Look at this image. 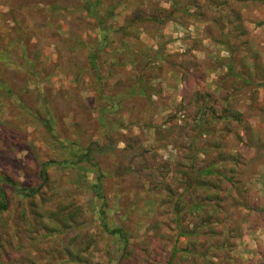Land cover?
<instances>
[{"label": "rangeland", "instance_id": "1", "mask_svg": "<svg viewBox=\"0 0 264 264\" xmlns=\"http://www.w3.org/2000/svg\"><path fill=\"white\" fill-rule=\"evenodd\" d=\"M219 1L101 0L100 21L87 15L84 0H56L52 11L50 0H0V178L35 188L41 165L53 161L34 201L46 212L42 219L0 184L8 203L0 213V264H264V86L234 79L230 92L218 90L231 80L228 64L246 55L238 48L231 58L218 45L210 19ZM245 5L244 24L260 44L263 0ZM259 60L264 67L263 50ZM254 73L253 82L264 81ZM225 93L242 117L228 126L220 119L215 128L210 107H223ZM218 136L221 154L251 161L247 197L256 209L238 206L245 203L239 190L227 191L222 178H190L185 187L177 173L179 164L190 166L193 149L196 169H204L218 153ZM100 172L107 226L122 229L123 239L100 225ZM217 181V194L190 188ZM177 201L208 211L184 215L179 227L207 221L212 232L178 236Z\"/></svg>", "mask_w": 264, "mask_h": 264}, {"label": "trees", "instance_id": "2", "mask_svg": "<svg viewBox=\"0 0 264 264\" xmlns=\"http://www.w3.org/2000/svg\"><path fill=\"white\" fill-rule=\"evenodd\" d=\"M247 1L248 0H222L219 2H212V5L215 11H214V16L211 17L210 19V22L216 29H218V32L220 33L219 34L220 37L217 41L218 45L226 49V52L231 54V58H235L236 54L234 53H235V50H238V48H241V50L244 49L245 50L244 53L246 54L245 56L241 55L238 59H236L237 61L236 60L231 61V63H229L228 66L226 67L227 76L231 79L230 80L231 83L229 82V84L228 83L221 84L220 88L227 92L228 91L230 92L231 90L230 87H235V85H237V83L233 81L234 79H238L241 82V84L244 86H249V87L251 85H254L255 87L264 86V81H258L257 83H255V81L253 82V78H255L256 76V73H254V70H257L258 73L261 72L264 75V67L260 65L261 63H260L259 58L262 57V50L259 47V43L257 39L251 35V32L247 30L244 24V18H242L244 12H247L248 10L250 11V7L245 5ZM100 2L101 0H95L94 2L90 0H84V10L87 12V15L95 18V20L100 19L101 21L99 12L96 10ZM263 3H264V0H263ZM232 4H235L236 8L232 7L231 6ZM156 18L157 17H154L153 19H156ZM229 36H233V37H229ZM244 36L246 37L242 39ZM235 39L239 41L237 45H233ZM98 46H100V44ZM248 56L251 57V60L249 59ZM91 59L92 60H91L90 65L94 68L95 56L92 55ZM235 64L239 66L241 73H237L234 70L236 66ZM253 74H254V77H253ZM140 93H145V89L141 88ZM192 94L195 96V95H198L199 93H192ZM231 95H232L231 93H225L224 95H220L219 98H220L221 103L217 104V106L220 104H224L223 107L221 108L219 107L216 109H213L210 107V110L212 111L210 113L211 115H213V118L215 119L213 120V125L215 126V128H216V124L219 123L220 119L226 120L225 125L227 126H228V123L230 122L232 123V121L238 122L241 120L242 113L234 109L231 103L229 102ZM208 97H210V95H208ZM218 101H219L218 98L213 100V102L215 103H217ZM198 108L202 111L205 109V107H198ZM199 120H202V116L201 118L197 119L198 122ZM257 120L260 121L259 118H257ZM199 125H200L199 126L200 128L207 127V125L204 122L202 123L201 121ZM216 130H220V129H216ZM245 130L253 131V130H257V128L252 129L251 127H249V125L246 124ZM225 131L230 132V130H227V129ZM222 139H221V136H218L217 140L219 142L215 141L213 143L214 145H213L212 151L215 150V151H218V153L216 157H211V160L207 163L204 169L203 168L196 169V166L194 165L193 160L196 161L197 150L193 149L192 150L193 156L191 159L192 161L190 163V166L186 167V166L179 164L177 173H179V175L182 177L183 184L185 185V187L187 184H189L188 180L190 178L195 179L203 175H211L212 177L215 176L214 178L216 180L218 178L219 179L222 178L223 181L227 182V184L230 185L226 187L227 191L232 192L233 188H236L237 190H239L237 194L241 196V198L245 201V203L238 204V206H241L243 207V209L246 210L249 208V205L252 206L253 204V207H255L254 209H256L259 203L256 200L253 203L252 198L247 197V193L250 192L249 183L251 181V178L254 175V169L252 168L251 163H250L251 161L244 162L243 160L240 159L241 161L240 163L236 156L237 154H234L231 152L230 153L227 152L225 155L221 154L220 151H221V148L223 147ZM258 141H260L259 137H258ZM258 146H262V145H258ZM206 157L210 158V155L205 154V158ZM81 158H85L88 160V155L82 154ZM52 164H53V161H49L41 165V172H40L41 184L40 186L35 187V188L34 187L29 188L25 186L16 187L15 185L13 186V182L9 180L7 177L0 178V184H2L3 182H7L9 185L12 186L14 190H16L18 194L22 195L24 198L29 200V203L31 204V207L33 208V211L37 219L44 218L46 212L45 211L38 212L34 208L36 206V203H34V201H35V198L38 196V193H40V190L43 187L47 186L46 183H47L48 175H47L46 169ZM238 169H239V172H238ZM101 177H102V173L100 172L99 177L97 178V182L98 181L99 182L96 185H94L95 198L101 202L100 204L101 209L99 211L100 225L102 226L103 230L107 232L110 236L117 235L118 237L123 239L124 231L122 229L120 228L109 229L107 226L106 218H105L106 216L105 209H106L107 203H106V199L103 194V191H102L101 180H100ZM219 186L220 184L217 181V183H213L212 185H208V186L203 184L199 186L196 185V186H191V187L189 186V187L197 188L199 191L200 189H203V188L205 189L210 188L213 190L214 194H217L218 192H220ZM190 188H185V189H187L188 191V189ZM185 189L183 190L184 192H185ZM185 195L183 196V193H182L181 195H179V198L182 199L183 197H185ZM213 207L219 210L222 209L218 201H217V204L213 205ZM7 209H8V203H7L6 194L3 191V189L0 187V213L5 212ZM205 210H206L205 207L203 205H200L197 201L190 202V203H183V204L177 201L173 207V212L175 215V222H176L175 224L178 229V236L180 237L187 236L189 238L192 236H198L202 229L212 232L214 225L213 224L211 225L207 221H204V223L200 224L199 226L198 225L194 226L191 229V231H184L182 227H179V223L182 221V218L184 215L198 213L199 211L206 214L208 211H205ZM213 214L215 213L213 212L209 216H212ZM65 218L66 217L63 218V227L68 222V221H64ZM206 220H210V217H208ZM41 221L42 220H38V223H40Z\"/></svg>", "mask_w": 264, "mask_h": 264}, {"label": "crops", "instance_id": "3", "mask_svg": "<svg viewBox=\"0 0 264 264\" xmlns=\"http://www.w3.org/2000/svg\"><path fill=\"white\" fill-rule=\"evenodd\" d=\"M35 1L36 0H23V2H27L28 4L30 3V5L32 4H34L35 3ZM42 3V2H41ZM53 3H56V0H50V2L49 3H46L45 5H48V6H46V9H48V8H51V11L52 10H55L56 8H57V6H56V4L54 5ZM32 7H30L29 9H31ZM252 24H250V26H251ZM257 35L259 36V38L261 39L259 42H260V44H259V46H260V48H261V50H263L264 51V23L263 24H260L259 26H258V28H257ZM226 54H228V52H226ZM218 90H220V92H223L224 90L223 89H218ZM259 177V179L262 177V175H260V176H258ZM257 183H259V180H257ZM263 186H264V184H262ZM261 206V205H260Z\"/></svg>", "mask_w": 264, "mask_h": 264}]
</instances>
